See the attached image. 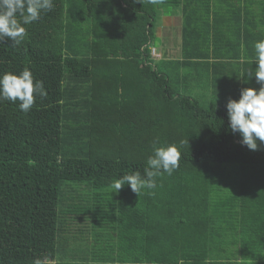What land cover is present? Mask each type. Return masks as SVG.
Instances as JSON below:
<instances>
[{"label":"trees","instance_id":"trees-1","mask_svg":"<svg viewBox=\"0 0 264 264\" xmlns=\"http://www.w3.org/2000/svg\"><path fill=\"white\" fill-rule=\"evenodd\" d=\"M53 5L20 44L0 40V76L28 68L47 91L27 113L0 101V264H264V143L243 146L226 107L262 86L247 74L264 0ZM168 9L170 67L151 55ZM168 145L172 175L113 193Z\"/></svg>","mask_w":264,"mask_h":264},{"label":"clouds","instance_id":"clouds-1","mask_svg":"<svg viewBox=\"0 0 264 264\" xmlns=\"http://www.w3.org/2000/svg\"><path fill=\"white\" fill-rule=\"evenodd\" d=\"M136 2L143 4L144 0ZM148 2L159 6L165 0ZM53 7V0H0V40L8 38L16 45L20 44L26 36L25 25L38 21L43 13L51 11ZM254 49L258 67L254 74L247 75L255 76L257 83L262 86L259 90L242 89L240 99H230L226 105L232 132L239 133L242 145L253 151L264 143V40L257 41ZM37 96L45 97L47 91L42 81L36 80L34 83L30 69L25 68L19 74L8 72L0 76V101H19V109L27 113L35 104ZM153 153L148 157L144 175L141 176L137 171L116 179L109 186L113 193H119L124 185H130L132 191L139 195L141 189L150 190L157 186L155 177L164 173L170 176L179 168L181 152L175 145L154 146Z\"/></svg>","mask_w":264,"mask_h":264},{"label":"rangeland","instance_id":"rangeland-1","mask_svg":"<svg viewBox=\"0 0 264 264\" xmlns=\"http://www.w3.org/2000/svg\"><path fill=\"white\" fill-rule=\"evenodd\" d=\"M171 9L161 11L159 16L157 44L152 48V57L156 62L163 63L170 67L166 62L182 61V41L180 18L170 13ZM173 59V60H169ZM170 65V66H169ZM205 90L198 92L203 94ZM197 93V95H198Z\"/></svg>","mask_w":264,"mask_h":264},{"label":"crops","instance_id":"crops-1","mask_svg":"<svg viewBox=\"0 0 264 264\" xmlns=\"http://www.w3.org/2000/svg\"><path fill=\"white\" fill-rule=\"evenodd\" d=\"M174 16H178V17H181V12H178L176 15L174 14ZM158 34V32H157ZM159 35V34H158Z\"/></svg>","mask_w":264,"mask_h":264}]
</instances>
